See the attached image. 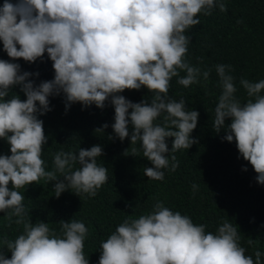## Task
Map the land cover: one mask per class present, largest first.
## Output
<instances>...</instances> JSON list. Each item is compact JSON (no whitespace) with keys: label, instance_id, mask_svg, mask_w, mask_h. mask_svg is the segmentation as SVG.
Here are the masks:
<instances>
[{"label":"clouds","instance_id":"clouds-1","mask_svg":"<svg viewBox=\"0 0 264 264\" xmlns=\"http://www.w3.org/2000/svg\"><path fill=\"white\" fill-rule=\"evenodd\" d=\"M215 8L227 11L224 0H3L0 42L11 60L0 59V138L11 154L0 155V212L9 221L15 217L23 231L14 240H0L11 253L8 258L0 251V264H89L84 222L61 219L58 230L41 220L33 223L19 191L43 179L54 182L57 198L66 190L94 197L109 180L108 168L97 163L103 155L99 144L78 152L61 149L53 154V169L46 170L42 153L48 137L39 116L51 110L49 97L63 94L66 110L77 102L103 109L110 100L113 132L121 141L130 136L133 146L124 155L139 156L142 149L153 165L144 169L148 179L163 180L164 169L176 170L175 155L171 164L165 155L166 138H174L171 153L198 143L191 133L199 112L187 110L184 98L169 96L170 82L176 78L187 88L201 77L208 80L211 69L202 71L186 59L191 36L185 33L200 24V14L211 15ZM45 53L54 78L38 85L30 77L39 72L21 71L11 62L34 63ZM215 70L221 93L212 128L225 130L222 139L235 141L264 184V79L241 78L248 97L241 102L231 65L217 64ZM17 85L26 99L9 96ZM142 86L153 93L150 101L133 102L120 94ZM240 241L238 228L227 219L215 232L206 231V225L157 201L150 213L127 217L101 242L98 264H264L261 251L254 250L253 258Z\"/></svg>","mask_w":264,"mask_h":264},{"label":"trees","instance_id":"trees-1","mask_svg":"<svg viewBox=\"0 0 264 264\" xmlns=\"http://www.w3.org/2000/svg\"><path fill=\"white\" fill-rule=\"evenodd\" d=\"M224 2L227 11L215 8L211 15L200 14V24L185 33L191 36L186 56L188 62L202 71H211L207 81L201 77L199 84L187 88L179 85L176 78L170 82L169 96L177 101L184 98L187 110L199 112L197 127L191 133L192 138L199 142L187 150L171 153L174 138H166L169 153L165 155H169L170 164L171 155H175L179 164L175 171L164 169L163 180L148 179L144 175L145 167L153 165L142 156V149L139 156L124 155L125 149L130 147V151L133 146L130 136L121 141L113 132L114 106L110 100L105 102L103 109L95 104L85 107L77 102L66 110L63 94L52 96L49 97L51 110L39 116L48 137L42 153L46 170L53 169V154L61 149L78 152L79 148L88 149L96 144L102 146L103 155L97 158V163L108 168L109 180L94 197L86 194L79 197L66 190L57 198L54 182L47 183L43 179L19 190L25 196L27 219L33 223L41 220L58 230L61 219L84 222L89 230L84 242V254L89 264H98L101 242L124 219L150 213L157 201H162L174 212L190 216L195 224L206 225V231L215 232L223 220H229L238 228L240 243L247 249L246 254L255 258L254 250L258 249L264 262V184L257 182L258 174L240 155L235 141L222 139L226 135L225 130L216 133L212 128L221 93L215 70L217 64L231 65L230 74L235 78L237 88L235 95L241 102L248 99L246 90L240 84L241 78L253 82L264 79V0ZM2 4L3 0H0ZM0 59L11 60L3 50L2 42ZM11 62L19 63L21 71L39 72L38 77H30L37 85L54 78L53 62L47 53L42 60L34 63L22 58ZM181 75L184 73L181 72ZM15 94L22 100L26 99L18 85L9 96ZM120 94L133 102L144 98L150 101L153 95L143 86L139 90L126 89ZM105 123L109 125L107 129L95 131ZM131 131L129 126L130 134ZM134 147L139 149L140 145ZM4 154H11L10 145L0 138V155ZM194 184L197 185L195 189L192 187ZM15 219L13 217L9 221L6 213L0 212V240H14L22 233L23 226L17 225ZM249 239L254 240L253 245L247 243ZM0 251L11 257L2 244Z\"/></svg>","mask_w":264,"mask_h":264}]
</instances>
